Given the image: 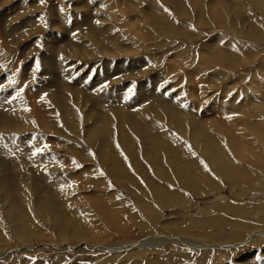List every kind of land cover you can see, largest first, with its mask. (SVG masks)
Here are the masks:
<instances>
[{
    "label": "rangeland",
    "instance_id": "1",
    "mask_svg": "<svg viewBox=\"0 0 264 264\" xmlns=\"http://www.w3.org/2000/svg\"><path fill=\"white\" fill-rule=\"evenodd\" d=\"M0 91V264H264V0H0Z\"/></svg>",
    "mask_w": 264,
    "mask_h": 264
},
{
    "label": "bare ground",
    "instance_id": "2",
    "mask_svg": "<svg viewBox=\"0 0 264 264\" xmlns=\"http://www.w3.org/2000/svg\"><path fill=\"white\" fill-rule=\"evenodd\" d=\"M87 4V3H86ZM53 5V4H52ZM37 6V5H36ZM98 6V5H97ZM121 6V5H120ZM54 7V6H53ZM86 7V6H85ZM54 11V10H53ZM57 11V10H56ZM95 12V11H94ZM7 14V13H6ZM58 14V13H57ZM89 14H91V12H89ZM94 14V13H93ZM109 14V13H108ZM96 15H97V13H96ZM58 16V15H57ZM64 16V15H63ZM4 17V16H3ZM6 17V16H5ZM95 18H96V16H95ZM50 19V18H49ZM87 19V18H86ZM91 19H93V18H91ZM97 19L98 18H96V20H94L93 19V21H97ZM104 19V18H103ZM139 19V18H138ZM53 20V19H52ZM51 20V21H52ZM107 20V19H106ZM8 21V20H7ZM10 21V20H9ZM26 21H28V20H26ZM99 21L101 22V20L99 19ZM3 22V21H2ZM6 22V21H5ZM4 22V23H5ZM98 22V21H97ZM104 22V21H103ZM4 23H3V25H4ZM93 23V22H92ZM96 24V23H95ZM101 24V23H100ZM75 25V24H74ZM25 26V25H24ZM82 26V25H81ZM91 27L90 28H92V25H90ZM99 26H101V28L103 29V25H99ZM99 26H97L96 25V27L99 29ZM95 27V28H96ZM105 27H107V26H104V28ZM74 28H76V27H74ZM81 28V27H80ZM87 28V27H86ZM94 28V27H93ZM92 28V29H93ZM108 28V27H107ZM106 28V29H107ZM106 29H103V30H106ZM2 30H3V27H2ZM72 30V29H71ZM75 31H76V29H74ZM100 30V29H99ZM110 30V28H108V30H106L107 31V33H110V32H108ZM94 31H96V30H94ZM92 32V33H95V32ZM102 31V30H101ZM110 31H112V30H110ZM74 32V31H73ZM100 32V31H99ZM102 33V32H101ZM97 34H99V33H96V35L95 36H97ZM110 35V34H109ZM113 35V34H112ZM125 35V34H124ZM99 36V35H98ZM108 36V35H107ZM17 37V36H16ZM100 37V36H99ZM108 38H109V36H108ZM93 39V38H92ZM95 39V38H94ZM110 39V38H109ZM116 39V41H117V37L115 38ZM51 40V39H50ZM108 40V39H107ZM52 41V40H51ZM71 41V40H70ZM89 41V40H88ZM78 42H79V40H78ZM78 42H77V46H78ZM81 42V41H80ZM83 42V41H82ZM84 42H85V40H84ZM64 43V42H63ZM81 44V43H80ZM80 44H79V46H80ZM50 45V44H49ZM82 45H83V43H82ZM82 45H81V47H82ZM87 45V44H86ZM47 46V45H46ZM85 46V45H84ZM92 46V45H91ZM96 46V45H95ZM49 47H51V46H48V49H49ZM54 47V46H53ZM123 47V46H122ZM27 48H28V46H27ZM52 49V48H51ZM51 49H50V51H51ZM76 49L77 48H75V51H76ZM211 49V48H210ZM209 49V50H210ZM53 50V49H52ZM65 50V49H64ZM83 52H84V50H82ZM81 51V53H83ZM78 52V51H77ZM94 52V51H93ZM57 53V52H56ZM96 53V52H95ZM54 55H56V54H54ZM107 55V54H106ZM83 56V55H82ZM50 58V57H49ZM113 58V57H112ZM49 61V60H48ZM109 63V62H108ZM64 66V65H63ZM62 66V67H63ZM107 66V65H106ZM65 69V68H64ZM76 70V69H75ZM124 71V70H123ZM133 71V70H132ZM131 71V72H132ZM64 72V71H63ZM122 72V71H121ZM70 73V72H69ZM114 73H117V71H115ZM62 74V73H61ZM132 74V73H131ZM66 75H67V73H66ZM73 75V74H72ZM72 75H71V77H72ZM119 75V74H118ZM60 76V75H59ZM67 76H69V75H67ZM114 76V75H113ZM125 76V75H124ZM195 76H197V75H195ZM69 78V77H68ZM115 78H117V77H115ZM7 79V78H6ZM83 79V78H82ZM85 79V78H84ZM112 79V78H111ZM117 80H118V78H117ZM2 81V80H1ZM5 82H6V80H5ZM77 82V81H76ZM79 82H80V79H79ZM66 83V82H65ZM99 83H101V81L99 82ZM5 84V83H4ZM76 84V83H75ZM74 84V85H75ZM6 85H8V84H6ZM23 85V84H22ZM65 86H67V83H66V85ZM146 86V85H145ZM92 87V86H91ZM149 87V86H148ZM152 87V86H151ZM5 89V88H4ZM59 89V88H58ZM119 89V88H118ZM140 90H142V89H140ZM145 90V89H144ZM149 90V89H148ZM151 91V90H150ZM150 91H149V93H150ZM6 92H7V89H6ZM30 92V91H29ZM144 92V91H143ZM147 92V91H146ZM154 92V91H153ZM51 93V92H50ZM142 93V92H141ZM152 93V92H151ZM111 94V93H110ZM146 94V93H145ZM149 95V94H148ZM151 95H155V94H150V96ZM119 96V95H118ZM12 97H14V96H12ZM144 97V96H143ZM154 97V96H153ZM15 98V97H14ZM161 99H162V97H161ZM171 100V99H170ZM9 102V99H8V97H6V96H4V94L2 93V91H0V104H6L7 105V103ZM33 102H34V100H33ZM165 102V101H164ZM14 103V102H13ZM12 103H10V105H11ZM15 105H17V104H15ZM162 105V104H161ZM28 106V105H27ZM1 107V106H0ZM3 107V106H2ZM6 106H4L3 108H5ZM7 107H9V106H7ZM6 107V108H7ZM161 107V106H160ZM11 108V107H10ZM14 109V108H13ZM17 110V109H16ZM0 111H2V110H0ZM7 112V111H6ZM62 112V111H61ZM0 114H2V112L0 113ZM8 114V113H7ZM3 115V114H2ZM1 115V116H2ZM6 115V114H5ZM10 115H11V113H10ZM0 116V117H1ZM7 116V115H6ZM218 116V115H217ZM49 117V116H48ZM5 118V117H4ZM19 118V117H18ZM2 119V118H1ZM0 119V120H1ZM8 119V118H7ZM21 119V118H20ZM6 120V119H5ZM10 120V119H9ZM13 121V120H12ZM1 122H3V120L2 121H0V124H1ZM7 122V121H6ZM9 122V121H8ZM28 122V121H27ZM5 123V122H4ZM11 125V124H10ZM2 126V125H1ZM6 126H7V124H6ZM8 126H9V124H8ZM11 127V126H10ZM5 128H7V127H5ZM5 128H4V130H5ZM8 130V129H7ZM23 141V140H22ZM28 141V140H27ZM26 141V142H27ZM3 142V141H2ZM25 143V142H24ZM5 144H7V143H5ZM23 144V143H22ZM21 144V145H22ZM4 145V144H3ZM30 146V145H29ZM20 147V146H19ZM23 151L26 153V154H29V149H27L28 148V145H26V144H24L23 146ZM31 147V146H30ZM29 147V148H30ZM33 152V151H32ZM22 153V152H21ZM39 153H37V155H38ZM46 154V153H45ZM30 155H32V153L30 154ZM33 155H35L34 153H33ZM43 155V154H42ZM18 156V155H17ZM20 156V155H19ZM23 157V156H22ZM27 157V156H26ZM34 157V156H33ZM32 158V157H31ZM36 158V157H35ZM34 159V158H33ZM39 161V163H44V162H46V161H48V157H46V156H44L43 158H42V160H41V158L39 157V158H37ZM19 160H21V159H19ZM30 160V159H29ZM28 160V161H29ZM17 161V160H16ZM26 161V160H25ZM18 162H20V161H18ZM17 162V163H18ZM27 162V161H26ZM31 162V161H30ZM29 163V162H28ZM48 163V162H47ZM1 167V166H0ZM2 168V167H1ZM26 169V168H25ZM22 172V171H21ZM6 175H8V174H6ZM2 177V176H1ZM18 179V178H17ZM38 179V178H37ZM57 179V178H56ZM56 179H55V181H56ZM1 180H4L7 184H8V182L10 183L11 181L10 180H8V179H6L5 177L3 178V179H1ZM12 180V179H11ZM13 181V180H12ZM16 181V180H15ZM57 182V181H56ZM1 183H3V181H1ZM6 183H5V185H4V187L6 186ZM10 185H11V183H10ZM9 186V185H8ZM8 186H7V188H8ZM12 186V185H11ZM10 187V186H9ZM6 188V189H7ZM51 188V187H50ZM3 193V192H2ZM50 193V192H49ZM9 194V193H8ZM4 199V198H3ZM50 203V202H49ZM20 204V203H19ZM47 205V204H46ZM55 209V208H54ZM58 216H60L59 214H58ZM62 218V217H61ZM60 220V219H59ZM62 220V219H61ZM56 221V220H55ZM64 220H62V222H63ZM23 233V232H22ZM167 242H172V243H182V244H185V242H182L183 240H179V241H177L176 240V242L174 241V238L173 239H170L169 241L168 240H166ZM143 243V242H142ZM166 245H167V243H166ZM110 248V247H109ZM134 248H136V246L134 247ZM129 249V248H128ZM117 252V251H116Z\"/></svg>",
    "mask_w": 264,
    "mask_h": 264
}]
</instances>
